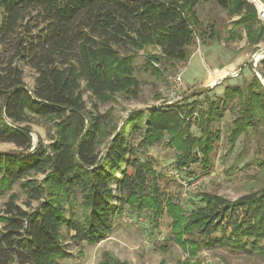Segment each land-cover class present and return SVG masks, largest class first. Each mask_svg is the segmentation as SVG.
Returning <instances> with one entry per match:
<instances>
[{
  "label": "trees",
  "instance_id": "1",
  "mask_svg": "<svg viewBox=\"0 0 264 264\" xmlns=\"http://www.w3.org/2000/svg\"><path fill=\"white\" fill-rule=\"evenodd\" d=\"M204 1L210 0H0V142L17 147L0 151V191L24 180L23 189L38 201L26 209L12 194L5 203L0 264H58L71 256L63 228L76 244H98L110 236L124 205L149 211L153 223L167 212L176 242L191 256L212 248L214 235L229 226L238 249L264 258V185L235 200L201 193L202 205L186 213L180 203L162 198L161 175L148 152L166 138L179 169L190 172L198 162L210 169L221 139L214 124L225 112L235 115L231 149L242 135L264 126V83L256 73L243 85H226L206 108L201 94L186 93L171 103L132 110L120 127L112 112H99L118 96L137 97L140 51L146 69L162 79L168 66L189 60L198 36L220 39L214 27L209 34L202 30L196 7ZM214 1L238 17L233 25L245 31L248 44L264 42V23L252 4ZM228 32V39L237 37ZM149 47L160 51L151 54ZM24 65L36 73L32 87ZM259 71L264 78V58ZM35 121L47 126L48 144L33 145ZM258 165L264 168V161ZM105 257L100 264H126Z\"/></svg>",
  "mask_w": 264,
  "mask_h": 264
},
{
  "label": "rangeland",
  "instance_id": "2",
  "mask_svg": "<svg viewBox=\"0 0 264 264\" xmlns=\"http://www.w3.org/2000/svg\"><path fill=\"white\" fill-rule=\"evenodd\" d=\"M196 10L202 22V30L209 34L210 29L214 27L220 33V39H212L207 36L205 41H202L198 36L190 46V51L195 52L189 60L174 68L168 66L162 79H158L146 69L145 52L140 51L135 61L136 75L140 85L137 97L118 96L116 101L100 105L99 112H112L120 127L132 110L171 103L182 99L186 93L190 94L196 91V88L205 79L208 68L218 65L219 62L226 65L232 59L229 56L237 55L244 58L245 64L241 66L242 72L235 77L228 76L229 81L225 85H215L210 91L201 94L199 97L200 106L206 108L209 100L221 98L226 85H243L252 79L256 70L250 60L256 53H261L264 58V42H260L257 46L248 44L245 31L242 28H235L233 25V21L238 17L230 15L214 0L200 2ZM230 29L236 32V38L228 39ZM209 49L212 50V55ZM147 51L151 54H158L160 49L149 47ZM155 65L160 69L164 68L159 64ZM23 69L25 82L29 87H32L36 73L29 66L24 65ZM223 69L229 70L228 68ZM180 71H182V84L188 85L191 90H186L183 85H178L175 81V77ZM256 75L264 83L261 73ZM85 99L88 107L92 108L94 99L89 92L85 94ZM234 118L235 115L227 111L221 120L214 124V128L221 132V139L216 144L210 169L203 168L199 162L190 165V172L179 169L176 166L177 152L166 144V138L149 148L148 152L154 163V168L161 175L159 183L162 198L165 201L168 198L173 199L174 202L182 205L186 213H189L192 209L202 205L201 193H211L235 200L264 185V168L258 165L259 162L264 161V126H261L257 133L242 135L236 146L231 149L228 134ZM31 128L34 146L39 141L45 144L50 142L48 129L44 123L35 121L31 124ZM192 131L194 135L200 136L197 126H194ZM13 150H17L14 144L0 142V151ZM29 178L41 180L43 175L32 174ZM23 182L24 180H21L9 189L0 191V212L3 211L5 203L9 201L12 194L16 197V203L26 209H31L38 204V201L29 198L22 187ZM28 204H31V207H28ZM171 222L172 217L167 212L153 223L149 211L136 213L124 205L123 212L114 219L112 233L98 244L86 242L76 244L70 239L73 233L63 228L62 239L71 256L59 259L58 264H100L108 254L126 264H179L181 262L264 264L263 257L246 253L235 246L233 242L238 241V238L235 231L229 226L225 231L214 235L212 248H202L196 255L191 256L176 242ZM2 226L3 224L0 222V229Z\"/></svg>",
  "mask_w": 264,
  "mask_h": 264
},
{
  "label": "crops",
  "instance_id": "3",
  "mask_svg": "<svg viewBox=\"0 0 264 264\" xmlns=\"http://www.w3.org/2000/svg\"><path fill=\"white\" fill-rule=\"evenodd\" d=\"M195 52V51H194ZM194 52L192 53V55L194 54ZM209 52H210V54L212 53V50L211 49H209ZM191 55V56H192ZM212 55V54H211ZM229 58H232L231 59V61L229 62V63H227L226 65H222L221 64V62H219L218 63V65H213L212 67H210V68H208V72H207V74H206V76H205V79L201 82V84H200V86L198 87V88H202V87H206V86H209V85H212V84H210V78H211V76L213 75V73L215 72V71H217V70H219V69H222V70H225V69H223V68H228L229 70H227L228 72L227 73H225V74H223L222 76H219L218 77V79H216V82H215V84L216 85H221V84H223V85H225L229 80H228V76H233V72L235 71V70H238V69H241L242 70V68H241V66L243 65V64H245L243 61V57L242 56H229ZM246 63H247V61H246ZM242 72V71H241ZM226 79V80H225ZM209 84V85H208ZM183 85V84H182ZM214 85V84H213ZM184 86V88L186 89V90H191V88L187 85V86H185V85H183ZM198 88H196V90H199ZM193 90V89H192Z\"/></svg>",
  "mask_w": 264,
  "mask_h": 264
},
{
  "label": "built area",
  "instance_id": "4",
  "mask_svg": "<svg viewBox=\"0 0 264 264\" xmlns=\"http://www.w3.org/2000/svg\"><path fill=\"white\" fill-rule=\"evenodd\" d=\"M248 3L252 4L255 9H256V13H257V18L259 19V21H261L262 23H264V0H246ZM255 54H253V56L251 57L250 62L253 65V68L256 70V66H258L259 61L261 60V58H263V56H259L257 58L254 57ZM241 72V69L235 70L233 72V76H238L239 73ZM256 74L257 71H256ZM260 75V74H258ZM175 81L178 83V85H182V71H180L176 77H175Z\"/></svg>",
  "mask_w": 264,
  "mask_h": 264
},
{
  "label": "water",
  "instance_id": "5",
  "mask_svg": "<svg viewBox=\"0 0 264 264\" xmlns=\"http://www.w3.org/2000/svg\"><path fill=\"white\" fill-rule=\"evenodd\" d=\"M263 51H264V50H263ZM259 56H261V53H256V54L254 55L255 58H257V57H259ZM256 71H257L258 74H260L259 66H256ZM215 85H216V84H214V85H209V86L203 87V88H201V89H199V90H196V91H194V92H192V93H190V94H187V95H186V98H190V97H193V96H195V95L202 94V93L208 91L209 89H211L212 87H214ZM3 152H9V151H3Z\"/></svg>",
  "mask_w": 264,
  "mask_h": 264
},
{
  "label": "bare ground",
  "instance_id": "6",
  "mask_svg": "<svg viewBox=\"0 0 264 264\" xmlns=\"http://www.w3.org/2000/svg\"><path fill=\"white\" fill-rule=\"evenodd\" d=\"M228 71L225 69V70H222V69H219V70H217V71H215L214 73H213V75L211 76V78H210V84H215V82H216V79H218V77L219 76H222L223 74H225V73H227ZM220 78V77H219ZM209 85V84H208Z\"/></svg>",
  "mask_w": 264,
  "mask_h": 264
}]
</instances>
